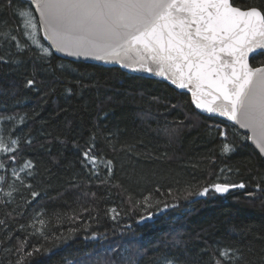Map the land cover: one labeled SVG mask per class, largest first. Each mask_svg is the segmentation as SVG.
I'll return each mask as SVG.
<instances>
[{"label": "trees", "instance_id": "trees-1", "mask_svg": "<svg viewBox=\"0 0 264 264\" xmlns=\"http://www.w3.org/2000/svg\"><path fill=\"white\" fill-rule=\"evenodd\" d=\"M261 2L236 0L238 4ZM18 23L10 9L0 7V29L11 26L15 31ZM20 39L26 42L22 34ZM23 59L22 69L15 72H9L10 65H0V114L26 116L22 128L37 143L33 147L22 144L23 157L32 158L37 165L33 184L40 196L32 204H24L22 197H30L29 190L22 188L14 194V204L0 206V219H7V211L16 203L22 205L13 213L16 219H7L9 230L15 231L13 240L6 241L5 246L14 245L16 237L23 240L25 232L19 231V226L28 225L34 213L43 208L48 218L46 229L63 232L69 239L59 242L51 256L34 254L31 264H79L89 253H103L111 246L140 249L144 254L141 264H155L176 239L183 242L181 248L171 250L189 264H211V253L218 256L221 247L239 248L243 260L238 264H264V191L255 197L246 195L258 184L264 190V159L249 141L234 134L231 123L200 114L188 94L158 80L64 60L55 54L51 69L34 56L25 54ZM58 64L65 67L57 68ZM251 64H264V55L256 54ZM33 72L38 81L36 89L24 84ZM77 80L88 87H81ZM68 87L73 89L71 96L66 94ZM3 128L8 132L9 122L5 121ZM164 128L177 131L168 136ZM222 130L235 145L230 155L221 152ZM93 132L97 133V155L114 162L111 184L99 183L106 170L101 169L100 177H95L83 168L79 151L73 146L75 141L81 150L85 148ZM17 134L23 135L21 127L13 133ZM110 134L111 145L107 140ZM57 137L67 143L62 145ZM128 145L133 146L132 151H128ZM241 182L245 189H231L224 195L212 191L204 197L195 195L213 183ZM114 184L119 187L111 186ZM189 185L193 195L185 199L184 190ZM157 188L160 192L155 191ZM169 189L171 196L166 195ZM149 194L148 203L153 207L141 211L136 203ZM158 199L176 203L177 207L158 211L162 207L155 204ZM81 207L91 209L81 220L93 214L98 217L99 222H93L90 231L104 234L100 239L85 240L83 230L67 231L77 226L69 217L79 215ZM113 207L121 212L119 225L106 215ZM21 211L23 215H17ZM56 214H61L59 220ZM4 236L0 229V239ZM34 242L35 237L29 239L30 244ZM112 258L120 264L115 253ZM8 259L15 257L0 249V261L7 264Z\"/></svg>", "mask_w": 264, "mask_h": 264}, {"label": "snow or ice", "instance_id": "snow-or-ice-1", "mask_svg": "<svg viewBox=\"0 0 264 264\" xmlns=\"http://www.w3.org/2000/svg\"><path fill=\"white\" fill-rule=\"evenodd\" d=\"M0 7L10 9L19 21L15 31L11 26L0 29V65H10V73L22 69L25 54L34 56L36 61L51 69L55 52L76 60L115 64L132 73L158 77L191 93V102L200 113L226 118L231 122L234 134L242 141H251L264 156V64L250 66L248 62L250 53L264 55V0L259 5L238 4L236 0H0ZM42 41H47V45ZM56 67L63 69L65 65ZM76 83L81 85L79 80ZM24 84L36 89L35 72ZM65 91L69 96L73 94L71 87ZM5 121L9 122L8 132L3 128ZM25 121V115L0 114V206L14 204V194L22 188L29 190L30 197H22L24 204H32L40 196L33 184L37 165L32 158L23 157L22 144L33 147L37 143L22 128ZM17 127H21L23 135H13ZM176 131L177 128L163 129L168 136ZM111 135L107 138L110 145L113 144ZM220 136L223 138L222 154L230 155L235 151V145L229 142L226 130L220 131ZM96 140L97 133L93 132L85 148L81 150L75 141L73 146L79 151L81 166L95 177H100L101 169L106 170L105 178L99 183L111 184L114 162L97 155ZM57 141L62 145L67 143L59 137ZM126 147L128 151L133 150L131 145ZM111 186L119 187L118 184ZM191 188V185L185 188V199L193 195ZM245 188L243 182L213 183L195 195L204 197L210 191L214 195H223L230 189ZM155 191L160 192V189ZM260 191L264 190L258 184L256 190L248 191L246 195L255 197ZM90 195L94 197L95 193ZM166 195L171 196L172 190H167ZM150 199L151 194L143 201H137L136 206L146 211L153 207L148 203ZM155 204H162L158 211L177 207L176 203L168 204L162 199L156 200ZM20 207L22 205L16 203L11 211H7V219H16L13 213ZM88 212H91L90 208L81 207L79 215L69 217L77 226L69 227L67 231L83 230L85 240H98L104 234L90 231L92 223L99 222L98 217L93 214L81 220ZM17 215H23V212ZM106 215L120 224L117 217L121 212L115 207L108 209ZM151 215L149 213V219ZM56 216L58 220L61 218V214ZM7 219H0V229L5 233L0 239V249L15 257L8 259L7 264H31L30 258H34V254L51 256L59 242L69 239L63 232L57 234L46 229L48 218L46 210L41 208L28 225L19 226L18 230L25 232L24 239L16 237L14 245L5 246L6 241L13 240L15 231L9 230ZM28 229L30 231H26ZM32 237L36 242L30 244ZM182 243L179 239L174 240L155 264H189L178 252L171 250L180 249ZM218 252V256L211 253V264H238L243 260L239 248L221 247ZM113 253L119 257L120 264H141L144 255L134 247L111 246L103 253H89L79 264H116Z\"/></svg>", "mask_w": 264, "mask_h": 264}, {"label": "water", "instance_id": "water-1", "mask_svg": "<svg viewBox=\"0 0 264 264\" xmlns=\"http://www.w3.org/2000/svg\"><path fill=\"white\" fill-rule=\"evenodd\" d=\"M46 44H47V41H44ZM54 54L57 56V57H59V58H61V59H64V60H68V61H73V62H82V63H87V64H93V65H99V66H103V67H107V68H117V69H120V70H122V71H124L125 73H127V74H130V75H135V76H139V77H143V78H148V79H154V80H158V81H161V82H163V83H165V84H167V85H169L171 88H173V89H175V90H177L178 92H180V93H186V94H188L189 96H190V98H191V93H189V92H187V90H181V89H178V88H176V86L175 85H172V84H170L168 81H165V80H162V79H160V78H158V77H152V76H150V75H148V74H143V73H132V72H130V71H128V70H125V69H122V68H120L118 65H115V64H108V65H105V64H102L101 62H97V61H92V60H87V61H85V60H76L74 57H66V56H63L62 54H60V53H55L54 52ZM256 54H259L258 52H254V53H250L249 54V57H248V62H249V65L250 66H252V64H251V60H252V58H253V56H255ZM193 105V104H192ZM193 107H194V105H193ZM195 108V107H194ZM197 110V109H196ZM198 112H199V110H197ZM200 113V112H199ZM200 114H202V113H200ZM202 115H204V116H208V115H206V114H202ZM209 117V116H208ZM211 117H215V118H218V119H221V120H223V121H225V122H228V123H231L230 121H228L226 118H224V117H219V116H211ZM241 132H244V130H240ZM249 143H250V145L260 154V152H259V150L255 147V145L251 142V141H249ZM260 156L264 159V156H262L261 154H260Z\"/></svg>", "mask_w": 264, "mask_h": 264}, {"label": "bare ground", "instance_id": "bare-ground-1", "mask_svg": "<svg viewBox=\"0 0 264 264\" xmlns=\"http://www.w3.org/2000/svg\"><path fill=\"white\" fill-rule=\"evenodd\" d=\"M230 190H231V189H230ZM230 190H229V191H230ZM223 195H224V194H223Z\"/></svg>", "mask_w": 264, "mask_h": 264}]
</instances>
